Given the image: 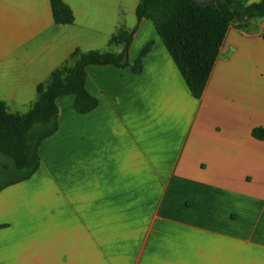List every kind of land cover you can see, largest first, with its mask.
<instances>
[{
  "label": "crops",
  "instance_id": "obj_1",
  "mask_svg": "<svg viewBox=\"0 0 264 264\" xmlns=\"http://www.w3.org/2000/svg\"><path fill=\"white\" fill-rule=\"evenodd\" d=\"M0 0V101L26 114L76 50L133 65L89 66L87 114L58 99L39 171L0 191V264H264V18L230 27L201 99L191 94L141 0ZM247 5L263 0H245Z\"/></svg>",
  "mask_w": 264,
  "mask_h": 264
},
{
  "label": "trees",
  "instance_id": "obj_2",
  "mask_svg": "<svg viewBox=\"0 0 264 264\" xmlns=\"http://www.w3.org/2000/svg\"><path fill=\"white\" fill-rule=\"evenodd\" d=\"M50 2L57 25L74 23L73 11L63 0ZM136 14L138 20L153 22L191 94L199 100L207 88L230 27L237 25L248 31L251 20L264 18V0L251 5L245 0H217L209 5L197 0H141ZM133 38L134 31L121 28L109 41L110 46H123L120 53L76 50L65 65L38 86L37 99L26 114L11 113L0 101V171L16 173L15 178L0 185V191L29 180L39 171L41 144L59 128L57 101L60 97L74 95L75 108L80 114L97 108L98 100L85 88L89 66L130 67L136 74L142 72L143 59L150 52L152 43L131 65L129 53ZM252 136L264 141V128H255Z\"/></svg>",
  "mask_w": 264,
  "mask_h": 264
},
{
  "label": "rangeland",
  "instance_id": "obj_3",
  "mask_svg": "<svg viewBox=\"0 0 264 264\" xmlns=\"http://www.w3.org/2000/svg\"><path fill=\"white\" fill-rule=\"evenodd\" d=\"M15 177H16V173L14 172L5 173L0 171V185H2L3 183L9 180H12Z\"/></svg>",
  "mask_w": 264,
  "mask_h": 264
},
{
  "label": "water",
  "instance_id": "obj_4",
  "mask_svg": "<svg viewBox=\"0 0 264 264\" xmlns=\"http://www.w3.org/2000/svg\"><path fill=\"white\" fill-rule=\"evenodd\" d=\"M198 2H200L203 5H209L213 2H216L217 0H197Z\"/></svg>",
  "mask_w": 264,
  "mask_h": 264
}]
</instances>
